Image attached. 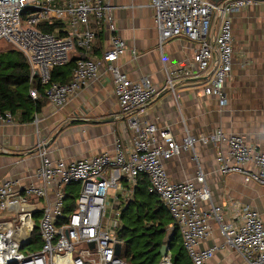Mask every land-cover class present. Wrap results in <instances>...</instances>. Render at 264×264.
I'll return each mask as SVG.
<instances>
[{"label": "built area", "instance_id": "2783aa9c", "mask_svg": "<svg viewBox=\"0 0 264 264\" xmlns=\"http://www.w3.org/2000/svg\"><path fill=\"white\" fill-rule=\"evenodd\" d=\"M111 2L0 0V45H11L27 57L31 80L38 76L40 84L31 87L32 98H45L61 109L98 79L104 63L113 75L121 112L134 132L130 145L117 137L114 152L73 162L52 159L39 143L40 165L32 181L21 177L0 180V264H127L117 254L118 245L122 247L117 232L123 207L133 198L142 175L149 180V192L160 197L172 216L192 264H210L221 248L218 244L201 247L213 233L212 221L224 245L238 252L247 264H264V219L257 209L240 199L220 205L201 170L196 179L174 181L165 166L166 160L193 151L198 142L216 145L220 147V173L241 174L244 181L264 186V152L243 136L222 129L209 135L187 132L178 140L169 127L141 123L133 114L167 92L178 98L175 79L197 77L200 72H210L204 93L219 97L220 105L225 106L224 87L234 62L230 15L264 0H149L160 47L178 37L195 44L192 61L166 69L162 86L147 78L133 81L116 64L128 44L116 34V7ZM42 24L62 27L47 32L40 28ZM102 25L110 32L111 47L98 59L92 53ZM74 52L77 64L72 80L52 81V69L67 64ZM194 66L199 73L193 71ZM14 122L15 114L0 112V127ZM77 184L75 207L66 211L68 189ZM160 264H172L170 248Z\"/></svg>", "mask_w": 264, "mask_h": 264}, {"label": "crops", "instance_id": "0c3cea01", "mask_svg": "<svg viewBox=\"0 0 264 264\" xmlns=\"http://www.w3.org/2000/svg\"><path fill=\"white\" fill-rule=\"evenodd\" d=\"M111 3L116 7L113 13L116 34L128 44L127 51L116 64L131 80L147 78L162 86L166 82V69H176L181 63L192 61L195 44L184 37L159 46L155 11L149 0H112ZM230 18L234 62L232 75L224 87L228 98L225 106L220 105L219 97L204 93L210 72L199 73L194 66L193 71L200 76L175 79L178 98L167 92L133 114L141 123L169 127L178 140L187 132L209 135L222 129L243 136L264 152V2L235 11ZM110 36L107 25H102L93 57L101 59L109 50ZM72 54V58L77 59L76 52ZM41 100L42 106L33 114L32 120H23L17 112L13 124L0 127V180L21 177L26 182L32 181L35 169L40 165L39 143H43L52 159L66 162L112 153L117 137L125 145L131 144L134 132L121 112L114 93L113 75L104 63L100 66L98 79L73 95L61 109L54 108L45 98ZM219 148L198 142L193 151H183L166 160L170 178L193 180L201 170L216 203L221 205L230 199H240L251 204L264 219V186L244 181L241 174L220 173ZM212 223L213 233L201 247L218 244L221 248L210 259V264H247L238 252L224 245L217 224Z\"/></svg>", "mask_w": 264, "mask_h": 264}, {"label": "trees", "instance_id": "16d2710c", "mask_svg": "<svg viewBox=\"0 0 264 264\" xmlns=\"http://www.w3.org/2000/svg\"><path fill=\"white\" fill-rule=\"evenodd\" d=\"M61 27L62 24L40 25L47 32ZM76 60L71 58L67 64L53 68L52 81L70 82ZM34 86L40 87L38 76L31 80V67L25 54L14 47L0 49V112H20L23 120H32L33 114L42 106L41 99H34L30 95V89ZM148 186L147 176L142 175L133 198L123 207L122 225L117 232L122 242L121 258L127 264H160L163 258L161 248L168 244L172 264H192L172 216L160 197L149 192ZM78 189V184L68 189L66 211L74 209Z\"/></svg>", "mask_w": 264, "mask_h": 264}, {"label": "water", "instance_id": "95a60500", "mask_svg": "<svg viewBox=\"0 0 264 264\" xmlns=\"http://www.w3.org/2000/svg\"><path fill=\"white\" fill-rule=\"evenodd\" d=\"M168 250H169V248H168L167 244L163 245L162 248H161V254L162 255L167 254ZM120 252H121V246L118 245V247H117V254L120 255Z\"/></svg>", "mask_w": 264, "mask_h": 264}, {"label": "rangeland", "instance_id": "374dc122", "mask_svg": "<svg viewBox=\"0 0 264 264\" xmlns=\"http://www.w3.org/2000/svg\"><path fill=\"white\" fill-rule=\"evenodd\" d=\"M7 48H12L11 45L5 44V43H1L0 45V49H7ZM114 194V193H113ZM27 250V249H26Z\"/></svg>", "mask_w": 264, "mask_h": 264}]
</instances>
